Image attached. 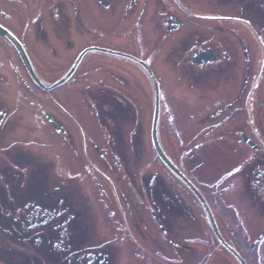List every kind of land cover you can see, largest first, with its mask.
<instances>
[{"label":"flooded vegetation","instance_id":"flooded-vegetation-1","mask_svg":"<svg viewBox=\"0 0 264 264\" xmlns=\"http://www.w3.org/2000/svg\"><path fill=\"white\" fill-rule=\"evenodd\" d=\"M14 43L45 87L100 51L44 90ZM153 78L164 153L264 264V0H0V264H219L154 149ZM39 115L56 176L49 162L36 179L13 148L46 143Z\"/></svg>","mask_w":264,"mask_h":264},{"label":"rangeland","instance_id":"rangeland-1","mask_svg":"<svg viewBox=\"0 0 264 264\" xmlns=\"http://www.w3.org/2000/svg\"><path fill=\"white\" fill-rule=\"evenodd\" d=\"M53 94L56 95V90L53 92ZM53 99H54L53 97H48L47 99L48 103L52 106H54ZM31 122L33 126H35L36 128L40 130H43L41 132V136H42L41 141L46 142V143H44V145L40 143H35V144L25 146V145H21V143L18 142L14 145V148H13L14 156L18 155V157L19 156L29 157V158L32 157L37 160V163L34 169V175L36 179L40 178L41 172L44 169H46L47 168L46 166H49L50 163L54 164V166H51V167L49 166L50 169L52 170L50 172L51 177L56 176V135L51 130H49L48 126L42 120L40 115L36 116L35 119L32 120ZM214 192H215L214 189L205 190L204 195L207 198H210L212 200L214 198V195H213ZM193 204H194L193 207H194L195 214L197 212V214L201 218V224L203 226V229L205 230V232H208L209 235H212V227L210 226L209 221L205 217L202 206L196 201H194ZM224 216L225 218H221L222 222L229 224L230 223L229 211H225ZM221 217L223 216L221 215ZM218 248H219V258H220L219 264H237L236 258L232 256V254H230V252L226 248H224L221 245L218 246ZM201 254H203V252L198 254L199 256L198 255L194 256L192 259L190 256H188V258L190 257L189 260L191 259L193 263L195 262L194 264H196L200 262L202 258Z\"/></svg>","mask_w":264,"mask_h":264},{"label":"water","instance_id":"water-1","mask_svg":"<svg viewBox=\"0 0 264 264\" xmlns=\"http://www.w3.org/2000/svg\"><path fill=\"white\" fill-rule=\"evenodd\" d=\"M14 48L16 49V51L18 52L19 56L21 57L24 65L26 66V68L29 70L31 77L33 78V80L36 82V84H38L40 86V88H43L44 90H50V89H55L58 86L63 85L64 83H66L69 78L72 76V74L74 73L78 63L81 61V59L83 58L84 54L86 52H91V51H100V50H96V49H89L86 52L82 53L78 59L77 64L72 68V70L63 78L61 79L59 82L55 83L54 85L50 86V87H45L44 85H42L36 78V76L33 73L32 67L30 65V62L27 58L26 53L23 51V49L14 43ZM105 53H110L108 51H104ZM146 66V65H145ZM153 82L155 84V89H156V109H155V115H154V123H153V146L154 149L156 151L157 157L158 159L163 163V165L177 178L179 179L181 182H183L185 185L188 186V188L190 189V191L192 192V194L196 197V199L200 202V204L202 205L207 218L210 222V225L212 227L213 233L215 234L216 238L218 239L219 243L226 248L231 254H233L237 260L240 262V264H246L244 262V260L239 257L236 253H234L233 249L230 248L226 242L222 239V236L220 234V231L218 229V226L215 222L213 213L208 205V203L206 202L205 198L203 197V195L182 175V173L179 171V169L170 161V159L166 156V154L164 153L159 139H158V123H159V114H160V98H159V89H158V85L156 83V80L153 78Z\"/></svg>","mask_w":264,"mask_h":264},{"label":"snow or ice","instance_id":"snow-or-ice-1","mask_svg":"<svg viewBox=\"0 0 264 264\" xmlns=\"http://www.w3.org/2000/svg\"><path fill=\"white\" fill-rule=\"evenodd\" d=\"M239 169H237V171H238Z\"/></svg>","mask_w":264,"mask_h":264}]
</instances>
